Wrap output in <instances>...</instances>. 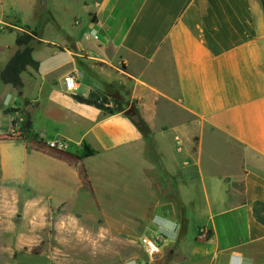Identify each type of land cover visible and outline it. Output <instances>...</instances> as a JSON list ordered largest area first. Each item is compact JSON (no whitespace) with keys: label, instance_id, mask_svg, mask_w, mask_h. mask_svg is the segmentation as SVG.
<instances>
[{"label":"crops","instance_id":"crops-1","mask_svg":"<svg viewBox=\"0 0 264 264\" xmlns=\"http://www.w3.org/2000/svg\"><path fill=\"white\" fill-rule=\"evenodd\" d=\"M83 4L80 35H38L39 67L22 73L23 97L5 87L0 214L19 219L4 230L5 264H107L108 249L117 260L108 264H264V224L256 217L264 216L260 2ZM39 8V0H0L3 67L19 49L17 37L36 31ZM89 30L99 40L85 39ZM72 73L79 80L74 95L64 86ZM116 88L126 91L147 135L123 112L97 106ZM23 108L32 115L29 137L12 125L17 119L21 127ZM59 139L77 165L41 144ZM144 237L163 240L159 256L148 257Z\"/></svg>","mask_w":264,"mask_h":264},{"label":"rangeland","instance_id":"rangeland-1","mask_svg":"<svg viewBox=\"0 0 264 264\" xmlns=\"http://www.w3.org/2000/svg\"><path fill=\"white\" fill-rule=\"evenodd\" d=\"M8 3H13L14 0H6ZM260 2V0H258ZM87 10L83 4V0H44L43 4L40 5L39 11L37 12V21H36V27L34 30L37 31L39 36H42L45 39H58L59 35L61 34L60 31L64 32L65 34L73 33L74 34H81L82 28L86 24V20L88 17ZM55 18V22L53 20ZM77 19L79 21V24H75L74 20ZM9 29V28H8ZM74 29V30H73ZM10 30V29H9ZM41 37V38H42ZM90 41V40H89ZM18 51V50H17ZM16 53L15 48L9 51L7 54L11 56V58ZM10 58V59H11ZM8 63V62H7ZM5 67V66H4ZM3 65H0V73L3 70ZM6 86H2L0 82V100L5 107L4 99L7 94ZM9 87V86H8ZM113 91H116V93H120L121 98L125 101L124 95L126 94V91L119 90L118 88L113 89L110 94L113 93ZM99 101V105L104 106L106 108H112V103L108 102L109 100L103 99V100H96ZM130 107V106H129ZM128 107V108H129ZM127 108V109H128ZM126 109V110H127ZM3 111V110H2ZM0 111V112H2ZM16 111V110H15ZM24 108L20 110V114L23 113ZM18 113V112H15ZM136 119L138 122L142 125L144 129V133L148 134V127L145 125V123L140 119V117L137 115ZM15 124L13 125V128L16 133L20 132V126L17 119L14 120ZM9 130V118L7 115L0 113V133H7ZM10 154L13 153L14 149H10ZM157 186L161 189L162 186L160 183H157ZM1 187V184H0ZM9 213H11L10 209H7ZM4 212V211H3ZM114 219L113 217H111ZM19 222L17 215L12 214H0V245L2 244H8L6 243L8 239L6 238L4 234V230L8 229L10 226L11 230H13V225L17 224ZM193 221H191L188 235L191 238H194L198 235L197 227L194 228L192 226ZM193 227V228H192ZM13 234V232H12ZM155 240V239H152ZM10 244H13L15 241V236L10 237ZM161 247L164 245L162 243L157 242ZM84 256H89L88 254L84 253ZM148 257H150L148 255ZM115 257H113V253L108 249V257H107V264L109 262H116L117 260H114ZM10 260V256L8 254H4L2 252V247H0V264H5L6 261ZM38 263L40 264H49L48 261L39 260Z\"/></svg>","mask_w":264,"mask_h":264},{"label":"trees","instance_id":"trees-1","mask_svg":"<svg viewBox=\"0 0 264 264\" xmlns=\"http://www.w3.org/2000/svg\"><path fill=\"white\" fill-rule=\"evenodd\" d=\"M43 1L44 0H39L40 5L43 4ZM260 4L264 10V0H260ZM38 38L39 37L37 31L23 32L22 34H20L16 39V46L19 48L18 51L8 61V63L5 65V67L0 73L1 85L11 87L12 90L17 92L20 98L23 97V93H24V83L22 80V73L28 66H32L34 68L39 67L38 62L33 57L34 46L39 42ZM106 100H109L108 102L112 103L113 106L112 108H106L99 104L97 106L109 114L122 113L130 106V103L129 102L126 103L123 99L118 100L112 97H106ZM3 109L4 106L0 100V111H2ZM22 119L23 120L21 123L20 131L24 132L26 136L29 137L33 130V120L31 113L24 110L22 113ZM131 119L136 125H138L142 133L145 134L144 129L142 125L138 122V120L136 118H131ZM14 124L15 122H13L12 125ZM30 143L32 142H28V144ZM53 155L68 163H72L74 165L78 164V160L67 157L64 154H53ZM79 172L84 182V185L89 191L92 192V187L86 169L83 166H80ZM256 217L261 223L264 224L263 215L256 214Z\"/></svg>","mask_w":264,"mask_h":264},{"label":"built area","instance_id":"built-area-1","mask_svg":"<svg viewBox=\"0 0 264 264\" xmlns=\"http://www.w3.org/2000/svg\"><path fill=\"white\" fill-rule=\"evenodd\" d=\"M84 38L88 40H99V35L94 30H89L84 33ZM64 86L68 94H76L79 90V80L76 74L72 73L67 75L64 78ZM41 144L46 151L53 154H63L68 148L67 141L62 139L42 141ZM200 233V237H206V232L204 230H201ZM162 241L161 239L152 240L144 237L142 239V244L145 246L149 256L157 257L162 253V247L157 242L162 243Z\"/></svg>","mask_w":264,"mask_h":264},{"label":"water","instance_id":"water-1","mask_svg":"<svg viewBox=\"0 0 264 264\" xmlns=\"http://www.w3.org/2000/svg\"><path fill=\"white\" fill-rule=\"evenodd\" d=\"M106 96L112 97V98L118 99V100L121 98L119 93H112V94L108 93ZM123 113L125 116L131 117V118H136L137 112H136L135 105L131 104L130 107L127 110H125Z\"/></svg>","mask_w":264,"mask_h":264}]
</instances>
